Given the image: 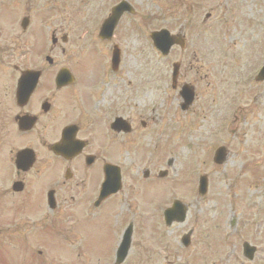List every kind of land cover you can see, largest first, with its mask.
<instances>
[{"label": "rangeland", "instance_id": "1", "mask_svg": "<svg viewBox=\"0 0 264 264\" xmlns=\"http://www.w3.org/2000/svg\"><path fill=\"white\" fill-rule=\"evenodd\" d=\"M131 1L138 16L127 21L130 27H127L125 41L119 46L122 51L120 73L114 78L107 72L99 78L98 85L102 92L106 93V89H111L119 92L120 96H126L128 88L134 91V96L149 90L148 102L145 103L147 108L141 110L138 107L134 110L135 113H146V118L141 119L149 122V129L139 134V140L132 141L133 146H128L129 160L123 170V189L115 197L118 203L113 211L111 212V206L114 200L106 206L102 204L98 216L86 217L80 228L82 233L78 239V250L72 251L69 248L70 254L65 250L64 236L68 231L65 221L50 222L49 219L48 224L57 227L53 233H48V227L44 229V226L39 225V220L49 214L45 207L41 206L38 196V191H41L40 177L31 179L30 192L19 199L4 195L5 190L11 186L14 174V154L26 144L23 145L22 142L18 145L22 138L17 131L14 117L21 111L14 105L13 87L11 89L12 66L19 65V48L13 40H6L1 44L7 48L8 54L0 60V264H112L113 256L109 259L110 252L119 232L128 223L122 222L121 217L126 218L125 221L133 222L135 233H138V226L142 224L140 230L145 234V244L149 248L137 252L136 257L133 252L125 264H146L149 256L154 257L156 253H160V256L167 254L163 253L161 248L165 251L170 249V244L174 247L177 245L172 239L178 235L165 234L171 239L166 240L161 236L165 235L159 225L163 207L167 203L170 205L174 200L183 203L187 208L186 220L175 229L176 231L181 232L190 227L195 231L201 230V222L195 224L197 216L203 220V230H207L202 234L196 256L217 255V259L213 260L214 264H239L238 260L249 264L243 261L241 256L242 234L230 232L225 220L229 221L231 216H239L241 220L246 216L264 217V165L260 164V172L254 175L243 172L240 168L256 160L261 163L264 161V84L259 85L256 99L253 101L250 96L252 91L247 85L240 87L234 84L239 77L238 73L234 76L229 73V93L207 87L205 81L198 80V77L211 71L208 61L211 45L215 49L213 59L219 67L222 65L220 61L226 58V54H223L226 50L229 52V70L238 68L232 64L233 59L241 62L245 57L256 60L255 57L260 56L261 61L254 66L264 63V0H212L213 3H209L211 0H195L196 4L190 3L191 0ZM187 3L195 6L194 12L197 14L190 29L193 39L188 42L186 54L196 55L197 62L193 64L199 72L197 75L191 74V78L197 80L194 87L196 99L188 111L181 112L176 92L170 89L169 83L171 64L176 62L181 54L173 50L165 61H161L157 58V52L153 49L148 35L151 31L160 29L174 33L176 19L179 17L184 25V14L188 13L189 7ZM13 11V7L7 9V13L5 11L0 23V37L3 34L8 38L14 35L15 25L14 21H11ZM207 13H212L213 17L203 25L201 20ZM92 17L93 15L89 16V22H92ZM231 17L234 19L233 28L243 32L240 41L237 33L227 32L221 21V18H224L229 19L231 23ZM244 20L247 23L249 20L251 24H260L261 30L256 52H250L249 55L244 51L247 47L253 51L254 45L242 42ZM86 22L90 25L87 19ZM209 25L213 28H208ZM229 28L231 30L232 26ZM224 38L227 39L226 45L223 44ZM25 46L21 48L23 54L28 53L29 47ZM93 55L97 60L99 52L95 50ZM83 60L86 61L83 64L85 70L97 68L96 60ZM253 64L248 61L241 67L249 70ZM210 76L217 77V72ZM129 81L130 86L127 85ZM217 87L220 89L219 85ZM213 90L215 96L212 94ZM217 94L222 101L215 105L212 100ZM105 101L108 102V99ZM161 101L163 103L157 105ZM213 104L217 107L215 116H219L210 118V107ZM237 107H240L239 111L235 110ZM250 108L253 111L250 119L255 126L246 123L242 128L238 127V121L233 122V118L235 115L240 119L248 115ZM138 119L135 115L136 122ZM39 125L32 134H40L42 127ZM233 129L236 130L235 134L241 137L233 139L225 135V131L229 130L227 132L231 134ZM254 140L260 141L257 142L259 147H256ZM219 146H225L230 156L225 164L215 166L211 158L213 151ZM257 151L261 154L258 155ZM156 153L161 155L163 163L162 166L155 164L153 169L170 171L169 177L158 184H148L151 181H144L141 173L144 169L152 168L147 162L154 161ZM139 159L143 161H138ZM169 159L172 160V168L166 166ZM202 175L207 176L208 180L207 192L203 196L197 192V179ZM12 204L17 209H10ZM30 207L34 208V211H31ZM88 208L95 214L99 213L98 210H92V207ZM14 215L16 218H13ZM239 230L238 225L237 231ZM145 236L143 235L144 238ZM261 256L264 257V254Z\"/></svg>", "mask_w": 264, "mask_h": 264}, {"label": "flooded vegetation", "instance_id": "2", "mask_svg": "<svg viewBox=\"0 0 264 264\" xmlns=\"http://www.w3.org/2000/svg\"><path fill=\"white\" fill-rule=\"evenodd\" d=\"M193 2L195 0H191L190 3ZM209 3H213L212 0ZM121 4L123 10L109 35L102 30V26L110 18L112 10ZM187 4L189 7L187 8L188 13L184 14V25L181 23L182 18H177L174 31V35L179 37V40L180 38L184 40L186 47L187 41L193 39L190 29L197 14L196 11L194 12L195 6ZM11 7L14 9L11 20L14 21L15 25L14 35L8 38L6 34H3L4 37H0V60L8 54L7 48L2 47L1 44L6 40H13L19 48V65H13L11 72L13 74L11 89L13 87L14 105L21 111L18 114L19 117H33L35 119V125L31 130L18 132L22 138L18 145L22 142H24L23 145H26L17 149L16 153L24 150L31 151L34 160L28 170L21 171L15 169L13 158L14 174L11 179V186L5 190L4 195L19 199V197L30 192L31 179L40 177L39 187L41 191H38L40 193L38 196L41 206H44L49 214L39 220V225L47 229V227H56L48 224L50 222L65 221L64 223L68 224V231L64 236L65 250L68 252L71 248V250L77 251L78 239L81 238L82 233L79 229L82 223L86 217L98 216L102 204L110 200L107 199L101 202L98 207L95 206L104 181L105 169L110 168L111 171V167H113L120 171L123 189V170L129 160L127 157L128 146L129 144L132 145L134 139L139 140L141 132L149 129V122L141 119L146 118V113L134 112L135 108L138 107L141 110L147 108L145 103L148 102L149 90L139 96H134V91L128 88L126 96H120L119 92L111 89H106V93L102 92V88L98 85L99 78H102L107 72L114 78L120 73L122 51L119 46L125 41L130 27V23L127 21L137 17L138 12L131 0H0V23L5 11L7 13V9ZM91 15H93V19L92 22H89L88 19ZM211 18V14H207L205 16L207 20H204L202 24L204 25ZM208 28L213 27L209 25ZM211 41L213 40L211 39ZM226 41L227 39L224 38V45H226ZM25 45L29 47L27 54H23L21 49ZM95 50L99 52L97 60L93 55ZM171 50H177L181 54L175 62L178 73L174 89L171 78L169 81L170 89L176 92L180 110L182 96L179 94V90L181 91V87L189 86L194 92V100L196 99L194 87L197 80H193L191 74L197 75L199 69L193 64L197 62L196 55H187V48L173 47ZM208 51L211 53L208 60L211 64L209 67L211 71H207L205 76L198 77V80H204L207 87L216 88L222 93H229L231 81L229 73L233 76L238 73L239 77L236 78L234 84L240 87L247 85L252 91L250 96L254 101L259 85L264 83L254 79V65L256 63L249 70H245L240 66L238 60H234L232 64L238 68L229 70L228 50H226V58L220 61L221 67L213 59L215 49L212 45ZM156 56L161 61L167 59V57ZM83 58H86L88 62H91L90 58L96 60L97 65L95 66L97 68L85 70L83 64L86 61ZM114 60L116 61L115 65H113ZM252 61L249 60V63L251 64ZM162 67L164 68L163 65ZM216 72L217 77L210 76ZM28 73L38 75L36 88L25 105L18 107L15 101V87L22 76ZM189 79L191 80L189 81ZM127 85L130 86L131 82L129 81ZM217 85L220 86V89ZM212 94L215 96V90ZM106 99L108 102L105 101ZM212 101L216 105L217 102L222 101V98L217 94ZM162 103L161 101L157 105ZM214 104L210 107V118L219 116V114L215 116L217 107ZM239 109L240 107L235 108L236 111ZM249 111L250 113L241 119L235 115L233 122L238 121L236 125L241 128L246 123L249 126H255V123H252L250 119L253 113L252 108ZM135 115L139 117L138 122L135 121ZM42 122L45 123L39 125ZM38 125L42 127L40 134H32L31 132ZM227 131H225V135H229L228 138L241 137L235 134L236 130L234 129L231 134ZM242 133L244 134V132ZM248 138L251 139L252 136H248ZM225 140L228 141V139ZM253 142H255L256 147H259L257 144L260 142L259 140ZM226 153L225 157L228 159L230 153L227 148ZM257 153L258 155L261 154L260 151ZM155 156L157 157H154V161L147 162L148 166L152 168L144 169L141 173L144 181H151L148 184H158L161 180L169 177L170 171L153 169L155 164L162 166L163 163L160 154L156 153ZM255 157L257 156L255 155ZM138 161L142 162L143 160L139 159ZM23 164L25 165V162ZM260 164L264 165V161L261 163L256 160V162L246 163V166L240 168L241 171L254 175L260 172ZM166 165L172 168L170 167L172 160H167ZM15 183L21 185V192L12 191V186ZM117 201V199L112 201L111 212L118 203ZM170 205L167 203L161 213ZM88 207H92L94 211L98 210L99 213L91 212ZM11 209L17 208H14L12 204ZM30 210L34 211V208L30 207ZM14 217L16 218L15 215ZM237 217L231 216L229 221L225 220V225L230 232L242 234L240 239L242 250L245 244L253 248V255L250 259H246L242 253L243 261L249 264H264V257L261 256L264 254V217L246 216L242 220L241 217ZM159 218V225L164 230V235H178L172 239V242L177 245L174 247L170 244V249L165 251L161 248V251L167 254L160 256V253H156L154 257L149 256L146 264H214L213 260L217 259V255L196 256L202 234L207 231L203 230L202 219H198L197 216L195 221V224L201 222V230L195 231L193 227H190L179 232L175 229L183 223L167 225L163 214ZM49 219H51L50 222ZM121 220L128 223L119 232L118 239L110 252V255L113 256L112 264H116L115 254L120 243L119 237L129 226L132 228L130 247L122 264L127 262L128 256L132 255L133 252H135L134 256L136 257L137 252L145 251V248L149 250L145 244L146 236L140 230L142 224L138 226V233H135L133 222L125 221L126 218L122 217ZM44 221L47 223H42ZM69 223L74 224L69 225ZM238 225L239 231H237ZM166 235L163 236L162 234L161 236L166 240H171ZM183 236H187L184 242H182ZM71 240H73L72 243ZM73 243L75 245H72ZM238 262L243 264L242 261L238 260Z\"/></svg>", "mask_w": 264, "mask_h": 264}, {"label": "water", "instance_id": "3", "mask_svg": "<svg viewBox=\"0 0 264 264\" xmlns=\"http://www.w3.org/2000/svg\"><path fill=\"white\" fill-rule=\"evenodd\" d=\"M118 9L116 8L113 10V15L112 18L110 20H108L105 24H104V30L106 29V31H110L112 28V25L114 23V21L116 20V17L118 16ZM152 42H153V46L162 54V55H167L169 48L171 47V45L173 43H175V40L172 37H169L167 32L165 31H161L159 33H153L150 36ZM35 76L33 75H26L25 77H23L21 79V81L19 82L18 85V89H17V100H20V98H23V102L25 99V93L28 94L32 88L33 85L32 83H30V79L35 80ZM29 82V84H28ZM181 96L183 97L184 100V105L182 106V109H185L192 101L193 98V93L191 92V90H189L188 88H183L181 91ZM22 102V103H23ZM217 157H223L221 155V151L219 150L217 152ZM20 156H18L17 158H19ZM29 160V159H28ZM115 172H107L106 174V181L103 185V190L101 191V196L100 199H103L104 197H107L111 194L116 193L117 189L119 188L118 186L115 187ZM114 179V181H113ZM176 208H177V204H175L174 209H172L171 211H169L166 215L169 214H175L176 212ZM128 243H129V232H126V234L124 235L123 241L120 245V248L117 252V255L119 257V262L124 258L125 253H126V249L128 247Z\"/></svg>", "mask_w": 264, "mask_h": 264}]
</instances>
